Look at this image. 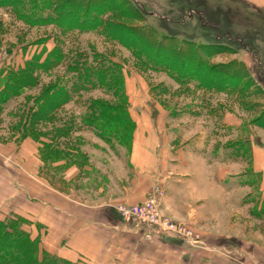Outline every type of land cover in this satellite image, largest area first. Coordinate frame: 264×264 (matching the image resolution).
Listing matches in <instances>:
<instances>
[{"label": "rangeland", "instance_id": "obj_1", "mask_svg": "<svg viewBox=\"0 0 264 264\" xmlns=\"http://www.w3.org/2000/svg\"><path fill=\"white\" fill-rule=\"evenodd\" d=\"M132 2L141 9L144 21L131 15L135 11ZM104 17L118 23L123 34L139 33L142 24L170 34L180 43L177 51H190L191 44L185 40L206 44L207 52L198 48L196 57L212 67L209 83L225 88H203L194 80L178 82L167 71L157 69L153 61H143L132 50L141 48L143 40L138 34H133L135 47L127 48L104 34L102 28L66 32L55 24L31 26L13 7L0 6V89H8L3 85L8 74L27 67L26 61L38 58L42 62L52 50L63 55L61 63L33 70L37 83L3 102L0 220L19 217L32 236L33 224L40 225L45 217L53 219L60 232L67 235L93 222L101 223L104 214L124 218L116 207L134 205L156 194L160 215L191 234H166L172 237L168 240L165 233H160L162 236L156 234L152 241L154 230L149 227L143 237L149 250L145 249L143 255L131 252L129 258L141 254L150 264H264V172L260 175L252 167L253 146L264 148V12L241 0H116L113 10ZM146 51L151 59L156 57L155 44ZM95 53L122 68V96H113L104 86L93 88L81 79L80 66L95 65ZM166 56L168 62L172 60ZM195 59L190 55L184 62L185 72L195 73ZM179 62L173 61L176 68L183 67ZM231 70L239 76L226 81L216 77V73L223 75ZM203 72L207 75L208 70ZM57 88L67 89L70 101L53 109V118L41 119V112L50 110L47 101ZM93 99L107 105H125L133 125L121 133L101 132L90 125L85 116ZM137 125H161L160 138L186 151L181 150L179 163L173 159L168 163L175 172L197 169L194 178L182 175L180 187L204 179L208 163L213 172L217 169L212 165L221 166L217 170L220 182H210L208 188L220 194V186L224 189L219 202L215 196L220 194H208L210 211L223 210L220 222L208 226L168 215L162 206L166 190L161 181L143 200L125 199L131 189L122 186L132 185L126 180V172L132 169L130 157ZM56 146L59 155L53 159L50 153ZM229 192L233 194L227 199ZM238 202L241 209L234 207ZM78 237L89 246L86 238ZM108 237L104 241L111 246ZM110 249L107 254L115 255L122 264L121 249Z\"/></svg>", "mask_w": 264, "mask_h": 264}, {"label": "trees", "instance_id": "obj_2", "mask_svg": "<svg viewBox=\"0 0 264 264\" xmlns=\"http://www.w3.org/2000/svg\"><path fill=\"white\" fill-rule=\"evenodd\" d=\"M114 2L116 0H0V6L13 7L18 17L31 26L49 25L55 24L66 32L70 31H91L98 28H102L104 34L119 41L127 48H134L136 37L133 34H138L143 41L140 42V50L132 49L135 55L140 57L145 62L153 61L156 64V68L167 71L173 79L178 82L196 81L203 88L216 87L218 89L225 88L217 87L210 84V79L213 78L211 74L212 67H209L207 62L197 59L195 50L200 48L205 50L206 44L196 43L193 41L185 40L189 45V50L183 52L180 49L179 41L177 38L170 34H161L160 31L153 28L148 24H142L139 29V33L136 31L126 32L123 34L119 32L121 30L118 23L104 20L106 13L113 10ZM132 7L135 10L131 15L139 20L144 21V15L132 2ZM129 40L130 43L128 42ZM137 44V43H136ZM150 44L156 45V57L150 58L147 53ZM184 44V43H183ZM179 47V48H178ZM192 48V49H191ZM145 49V50H144ZM168 52H165L167 51ZM198 51V50H197ZM170 53V54H169ZM49 56L46 60L40 62L38 58H33L30 61H26L27 67H20L18 71H11L8 74L9 79H5L4 86H7V90L0 89V115L3 111V102H7L10 96L15 93H19L23 88L34 86L37 83V79L33 74V70L40 68L46 70L51 68L53 64H58L63 61V55H60L57 50H52L48 53ZM169 58L178 63L182 62V68H176L173 61L166 60ZM95 65H86L85 63L80 66V77L83 82L91 84V87L95 88L97 85L104 86L109 90L113 96H122L124 93V76L122 68L117 63L107 60L105 57H101L95 53ZM191 57H195L196 69L195 73H190L188 70L185 72L184 62L189 61ZM52 61L49 62V59ZM183 58V59H180ZM181 64L179 66H182ZM74 72L75 69L71 68ZM208 70L207 75L204 74V70ZM175 70L180 72L176 73ZM212 71V72H211ZM77 72V71H76ZM187 75V76H185ZM239 73H216L217 78L228 80V78L234 79ZM206 79H204V77ZM190 78V79H189ZM227 78V79H226ZM189 79V80H188ZM224 83V82H222ZM79 88V87H78ZM53 89V88H51ZM50 89V90H51ZM15 90V92H14ZM71 97L69 91L65 88H57L54 90L53 96L47 101V105L50 110L47 112H41V119L53 118V109H57L62 104L70 101ZM30 109V108H29ZM30 113V111H29ZM37 115V114H36ZM34 115V117H36ZM47 115L45 118L44 116ZM86 122L90 125H94L101 132H114L121 133L128 131L129 127L133 125L128 109L125 105H107L99 99H93L89 105V112L85 116ZM115 125L113 129L110 126ZM59 149L56 146L52 149L50 156L57 158ZM46 156L43 158L46 159ZM260 174V173H259ZM261 175V174H260ZM0 264H75L69 260L60 257L57 254L48 252L41 248L40 239L32 237L31 234L24 228V221L19 217H13L9 219L0 220Z\"/></svg>", "mask_w": 264, "mask_h": 264}, {"label": "crops", "instance_id": "obj_3", "mask_svg": "<svg viewBox=\"0 0 264 264\" xmlns=\"http://www.w3.org/2000/svg\"><path fill=\"white\" fill-rule=\"evenodd\" d=\"M211 1L201 0V2L207 3ZM215 1L221 2L222 0ZM241 1L252 5L258 11L264 12V0ZM259 61L261 62V59ZM161 129V125H137L130 157L132 169L126 172L128 175L126 180L129 179V184L132 185L127 187L124 184L122 186L124 189H131L125 199L139 202L146 198L152 187L161 181L162 183L164 182L163 186L166 190V198L164 203L162 202V206L168 215L175 219L188 220L191 223L195 221L205 222L208 226H213L215 223L220 222L223 219V210L221 209L220 212L216 211V213L211 212L210 208L212 205L208 202V194L215 195L216 193L219 195L220 193L217 191L218 189L216 190L217 192L212 191L213 189L209 192L210 189L208 188L210 182H216L215 184L220 182L217 170L221 166L212 165L213 168L217 169L216 172H213L210 169V163H208L204 179H196L193 182L184 183V186L180 187L183 185V174L188 178H194L197 176L198 171L190 168V170L182 173L175 172L176 170L172 168L169 169V161L173 159L175 163H179L181 161V150L186 151L184 149L179 151V149H175L177 147L174 145V148L171 147L169 143L160 138ZM252 155L254 172H264V148L261 145H254ZM205 156L204 160L208 161V155L205 154ZM211 176H214L215 179ZM262 177L264 179V175ZM219 189L220 192L224 193V189L221 186ZM236 189L239 192L241 190L240 188ZM221 194L215 196L216 201H222ZM231 194L233 193H228L227 199H230ZM61 200L64 201L65 199L62 198ZM41 203L47 204L44 201H41ZM234 207L237 209L242 208L239 202ZM94 210L98 212V208ZM147 230H150L148 225L142 222L128 223L125 218L104 214L101 223L96 224V222H93L91 225L79 227L67 235L63 231L60 232L59 226L55 224L53 219L48 220L43 217L40 225L33 224L31 233L32 237L40 239L42 249L57 254L75 264H120L119 261L115 260V255L109 256L107 254V251L113 250L110 249L112 246L121 249L122 264H150V262L145 263L142 256L146 251L145 249L149 250L147 247H150L146 245L147 242L143 239ZM156 234L160 235V233L154 232L152 241L156 239ZM107 235H109L108 239L111 246L104 241ZM78 236L86 238L89 246H87L85 240ZM163 236L168 237V240H172V237L166 234H163ZM136 251H140L142 255L133 257L134 255L131 254L132 258H129V254Z\"/></svg>", "mask_w": 264, "mask_h": 264}, {"label": "built area", "instance_id": "obj_4", "mask_svg": "<svg viewBox=\"0 0 264 264\" xmlns=\"http://www.w3.org/2000/svg\"><path fill=\"white\" fill-rule=\"evenodd\" d=\"M117 211L126 219H137L142 223L153 227L154 232L173 234L183 237L191 234L190 230L182 228L167 217L160 215V203L156 194H152L144 201L134 205H123L116 207Z\"/></svg>", "mask_w": 264, "mask_h": 264}]
</instances>
